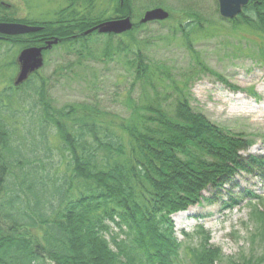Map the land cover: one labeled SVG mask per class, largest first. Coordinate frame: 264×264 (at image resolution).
Returning a JSON list of instances; mask_svg holds the SVG:
<instances>
[{"label":"trees","instance_id":"16d2710c","mask_svg":"<svg viewBox=\"0 0 264 264\" xmlns=\"http://www.w3.org/2000/svg\"><path fill=\"white\" fill-rule=\"evenodd\" d=\"M111 1L113 16L95 15L89 6L81 18L67 9L53 22L18 18L13 5L0 3V22L59 32L53 51L62 58L84 59L100 47V60L122 57L134 76L126 116L84 103L57 106L49 93L50 77L41 73L45 66L20 86L12 82L0 92V264H183L173 216L205 202L231 207L238 203L239 176L264 178V154L249 152L253 141L215 124L191 104L193 76L217 73L202 63L198 71L193 67L185 78L175 79L168 65L150 58L148 28L155 23L163 28L171 13L166 21L142 23L135 0ZM186 15V23L185 18L167 32L186 39L194 50L190 33L205 29L206 17L198 11ZM126 16L136 19L130 31L84 34ZM219 19L234 29L264 33V0H250L233 19ZM74 30L79 35L69 37ZM41 32L8 40L18 53L44 37ZM15 102L29 115L21 136L3 122L5 113L12 118L7 112L14 114ZM245 195L263 200L252 191ZM257 214L264 219V212ZM257 233L260 238L240 257L225 256L208 234L189 251L194 264H264V252L255 249H264V223Z\"/></svg>","mask_w":264,"mask_h":264},{"label":"rangeland","instance_id":"374dc122","mask_svg":"<svg viewBox=\"0 0 264 264\" xmlns=\"http://www.w3.org/2000/svg\"><path fill=\"white\" fill-rule=\"evenodd\" d=\"M110 1L97 0L94 14L107 11V15L113 16V3ZM133 2L137 15L140 14L139 18L146 11L144 7L150 5L156 8L155 4L172 15V19L163 28L158 23L149 26L150 34L146 39L151 41L147 49L150 58L156 63L168 65L175 79L185 78L186 72L193 67L197 70L203 64L217 73L218 76L206 70L193 76L189 83L191 104L215 124L245 134L254 143L249 152L263 155L264 33L245 26L234 29L230 23L219 19L217 0ZM0 3L13 5V13L18 18L38 21L53 17L54 10L61 6L59 0H0ZM195 11L206 17V23H203L205 29L197 31L195 28L190 33L189 41L194 48L192 50L186 39L181 36L173 37L167 31L185 18L186 23V14ZM101 50L100 47L94 48L93 56L84 59L77 56L62 58L59 50L47 53L46 65L41 73L50 77L49 93L57 106L84 103L117 116L127 115L130 104L128 95L134 76L122 57L111 61L100 60ZM17 54L16 49L0 44V92L12 84L18 72L11 65ZM197 60L201 62L200 65ZM138 85L140 84L135 85L131 94L134 99L138 98L140 92ZM11 109L14 114L9 113V110L7 113L12 118L5 113L3 122L7 128L15 129L21 136L23 125L28 120L26 116L29 115L26 110L18 107L17 102ZM33 123L30 121L31 128ZM53 142L56 146L58 141ZM238 181L237 188L234 189L237 204L225 208L220 202H205L173 216L175 234L182 241L180 251L183 264H194V257L189 250L202 241L204 234H208L211 243L220 247L227 257H240L241 254L249 253L251 241L260 238L257 228L264 223V219L257 212H264V178L246 174L239 176ZM247 191H252L263 200L245 195ZM203 194L211 195L209 191H204ZM255 249L260 255L264 252L261 247Z\"/></svg>","mask_w":264,"mask_h":264},{"label":"water","instance_id":"95a60500","mask_svg":"<svg viewBox=\"0 0 264 264\" xmlns=\"http://www.w3.org/2000/svg\"><path fill=\"white\" fill-rule=\"evenodd\" d=\"M219 14L223 19H233L242 12L244 6H247L250 0H217ZM169 12L165 11L162 7H156L155 9H149L144 11V15L141 18L142 23H149L153 21H166L169 18ZM134 22L131 16L123 18H115L103 21L94 27L86 30L84 34H89L93 31L98 33H113L122 34L132 30ZM43 29L42 26L28 25L18 22H0V37L4 36H16L33 32H38ZM58 39H54L48 42L46 47H29L23 49L18 57L19 70L14 78L13 85L20 86L26 82L29 77L35 72L43 68L45 64L43 51L51 47L53 43H57Z\"/></svg>","mask_w":264,"mask_h":264},{"label":"flooded vegetation","instance_id":"af4514ba","mask_svg":"<svg viewBox=\"0 0 264 264\" xmlns=\"http://www.w3.org/2000/svg\"><path fill=\"white\" fill-rule=\"evenodd\" d=\"M58 1V0H57ZM110 1V0H109ZM125 0H120L121 4H124ZM111 2V1H110ZM126 2H129V0H127ZM95 3H97V0H59V4L61 5L60 8L54 10L55 11V15L51 18H46L44 20H42V22H53L55 21V19L57 18V16L62 12V11H66L68 9L69 13H74L75 15H77V17L81 18V13L84 10H88L89 6L92 7V12H94V8H95ZM111 4V3H110ZM9 7H11V5H7ZM90 9V10H91ZM71 15V14H70ZM72 18V17H69ZM132 18V17H131ZM115 19V18H112ZM110 20V19H109ZM106 21V20H105ZM156 22V21H155ZM39 26H43V29L41 30V36L43 35L44 37L41 38H35L33 40H31L30 42H32L31 46L28 47H24L22 49L19 50L17 56L15 57L14 60H12L11 65L15 68H17L19 70V65H18V61H17V57L19 55V53L25 49V48H29V47H46L48 42L53 41L54 39H58L57 43H53L51 45V47H49L48 49L43 51L44 54V58L46 59V55L47 52H52L54 50V46L57 45L60 41V33L59 32H54V31H44L45 27L44 25H39ZM54 27H58L54 26ZM94 27V26H93ZM92 28V27H91ZM90 29V28H88ZM87 29V30H88ZM79 35V32L74 30L70 32L69 37H73L76 38ZM43 38V39H42ZM41 41H43V43H41ZM0 44L1 45H8L10 46V48L16 49L18 51V48L13 47L12 44L9 42L8 40V36H4V37H0ZM46 61V60H45ZM46 63V62H45Z\"/></svg>","mask_w":264,"mask_h":264}]
</instances>
